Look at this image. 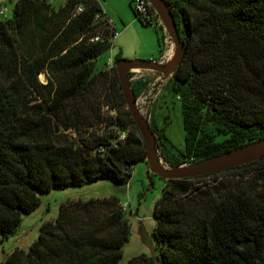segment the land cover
Segmentation results:
<instances>
[{
	"label": "trees",
	"instance_id": "obj_1",
	"mask_svg": "<svg viewBox=\"0 0 264 264\" xmlns=\"http://www.w3.org/2000/svg\"><path fill=\"white\" fill-rule=\"evenodd\" d=\"M167 2L186 46L165 85L181 101L185 148L175 153L150 122L165 162L190 163L263 138L264 0ZM116 33L100 0L58 8L18 0L0 19V243L40 206L39 192L100 178L127 183L146 161L116 67L96 69ZM147 82L131 81L136 97ZM164 181L153 210L157 253L125 264H264V155ZM124 210L116 196L62 202L29 248L0 264H120L131 233Z\"/></svg>",
	"mask_w": 264,
	"mask_h": 264
},
{
	"label": "rangeland",
	"instance_id": "obj_2",
	"mask_svg": "<svg viewBox=\"0 0 264 264\" xmlns=\"http://www.w3.org/2000/svg\"><path fill=\"white\" fill-rule=\"evenodd\" d=\"M17 1L0 0V5L8 9L5 13H0V19L5 20L13 15ZM65 1L53 0L52 3L58 8ZM100 1L111 22L116 23L118 27L116 38L111 40L113 46L98 57L97 70L105 69L109 56H113L115 60L118 55L122 58L140 59L160 57L159 47L162 46L159 45L158 38L164 29L158 24L146 25L138 19L131 8L132 0ZM41 79L45 80L44 75H41ZM150 121L156 132L163 135L165 144L175 153L184 150L185 131L181 101L170 85L162 89L154 101ZM163 162L169 166L164 159ZM147 167L145 160L138 161L131 178L123 184H118L111 178H100L81 185L52 188L46 193L39 192L42 201L40 206L24 214L17 230L0 243V262L15 248L28 249L38 238L42 223L57 217L62 202L110 196L120 199L131 225L130 237L123 247V259L120 264L127 263L135 255H155L157 248L152 235L155 226L153 210L162 195L165 181L159 175L147 173Z\"/></svg>",
	"mask_w": 264,
	"mask_h": 264
},
{
	"label": "water",
	"instance_id": "obj_3",
	"mask_svg": "<svg viewBox=\"0 0 264 264\" xmlns=\"http://www.w3.org/2000/svg\"><path fill=\"white\" fill-rule=\"evenodd\" d=\"M149 1L159 14L164 28L173 42L171 57L165 62L159 59L140 58H119L115 62L127 106L146 144L148 171L158 174L163 179L184 178L217 172L263 157L264 137L190 163L168 166L163 162L157 146L156 134L149 121L137 107V97L132 88L129 75L133 71L148 70L159 72L164 77L171 76L177 70L184 57L186 46L181 38L179 25L167 0Z\"/></svg>",
	"mask_w": 264,
	"mask_h": 264
},
{
	"label": "built area",
	"instance_id": "obj_4",
	"mask_svg": "<svg viewBox=\"0 0 264 264\" xmlns=\"http://www.w3.org/2000/svg\"><path fill=\"white\" fill-rule=\"evenodd\" d=\"M52 2L53 0H47ZM133 7L135 12L139 16L140 20L143 23H149L150 25L158 24L159 26H163V23L160 19L159 14L156 12L153 5L149 0H133ZM8 9L0 5V13H5ZM82 10V7H78V11ZM99 15H97L98 17ZM111 21V20H110ZM164 28V26H163ZM102 35H95L92 40H98ZM164 50L159 58L160 61H167L172 53H173V42L171 38L168 36L165 28H164ZM116 60L113 56H109L105 69L107 71H111V69L115 66ZM169 77V76H168ZM168 77H164L161 73L156 71H148V70H137L130 73L129 78L130 81L136 80H147L146 87L141 91L140 95L137 97V107L141 114L150 121L151 119V110L154 101L161 93L162 89L165 88ZM166 82L164 83V81ZM179 98V96H178ZM104 112H109L112 115L116 114L115 109H110L108 105L103 106ZM151 122V121H150ZM149 122V123H150ZM119 139H124L127 136V132L125 130L118 131Z\"/></svg>",
	"mask_w": 264,
	"mask_h": 264
},
{
	"label": "crops",
	"instance_id": "obj_5",
	"mask_svg": "<svg viewBox=\"0 0 264 264\" xmlns=\"http://www.w3.org/2000/svg\"><path fill=\"white\" fill-rule=\"evenodd\" d=\"M114 26H115V29H116V32H117V27H118V25L116 24V23H114ZM124 29V28H123ZM122 31V30H121ZM114 38H116V36L114 37ZM113 38V39H114ZM159 51H160V47H159ZM161 52V51H160ZM162 54V53H161ZM161 54H160V56H161ZM160 58V57H159ZM159 58H153V59H159ZM157 99V98H156ZM148 166V165H147ZM147 173H149V171H148V167H147Z\"/></svg>",
	"mask_w": 264,
	"mask_h": 264
}]
</instances>
